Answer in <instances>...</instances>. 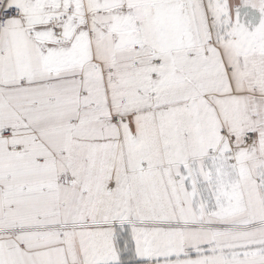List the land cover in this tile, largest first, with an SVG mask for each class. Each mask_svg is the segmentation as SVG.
<instances>
[{"label":"snow or ice","instance_id":"snow-or-ice-1","mask_svg":"<svg viewBox=\"0 0 264 264\" xmlns=\"http://www.w3.org/2000/svg\"><path fill=\"white\" fill-rule=\"evenodd\" d=\"M0 264H264V0H0Z\"/></svg>","mask_w":264,"mask_h":264}]
</instances>
